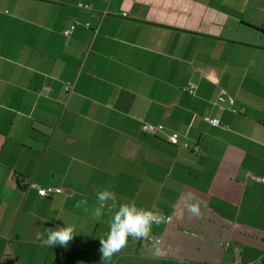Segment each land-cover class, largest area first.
<instances>
[{
    "label": "crops",
    "instance_id": "0c3cea01",
    "mask_svg": "<svg viewBox=\"0 0 264 264\" xmlns=\"http://www.w3.org/2000/svg\"><path fill=\"white\" fill-rule=\"evenodd\" d=\"M248 174L264 0H0V264H264Z\"/></svg>",
    "mask_w": 264,
    "mask_h": 264
},
{
    "label": "built area",
    "instance_id": "2783aa9c",
    "mask_svg": "<svg viewBox=\"0 0 264 264\" xmlns=\"http://www.w3.org/2000/svg\"><path fill=\"white\" fill-rule=\"evenodd\" d=\"M80 8H85V9H89V7L87 6H83V5H79ZM77 24H74L73 26H71V28L67 31L64 32V36L68 37L72 31L75 29ZM187 92H189L190 94H194L195 90L194 87L190 85L189 88L186 89ZM72 91V87L70 85L66 86V92L67 93H71ZM218 102H224L227 101L229 106L231 107V112L232 113H237V111L233 108L234 106V101L233 99L225 92L222 91L220 96L217 99ZM204 121L207 122L209 125L213 126V127H219L220 122L216 119H212L209 117H205ZM140 130L143 134L145 135H149V136H156L158 134H164V127L162 125H152V124H142L140 127ZM248 177L250 180L258 183V184H264V177H255L252 176L251 174H248ZM29 186L36 188L38 195L41 198H49L53 195H58V194H62L63 191L60 188H39L35 185L30 184ZM149 220L156 222L159 221L158 218L155 217H149ZM146 240L148 242H157L160 243V239L155 240V238L151 237V236H146ZM225 249H227L229 247V244H225ZM246 264H262V262L260 261H255V262H251V263H246Z\"/></svg>",
    "mask_w": 264,
    "mask_h": 264
}]
</instances>
